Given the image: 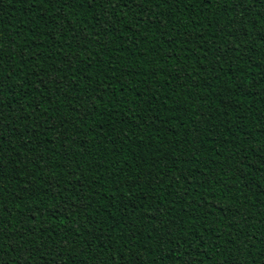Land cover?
Listing matches in <instances>:
<instances>
[{"label":"trees","instance_id":"trees-1","mask_svg":"<svg viewBox=\"0 0 264 264\" xmlns=\"http://www.w3.org/2000/svg\"><path fill=\"white\" fill-rule=\"evenodd\" d=\"M0 261L264 264V0H0Z\"/></svg>","mask_w":264,"mask_h":264},{"label":"snow or ice","instance_id":"snow-or-ice-1","mask_svg":"<svg viewBox=\"0 0 264 264\" xmlns=\"http://www.w3.org/2000/svg\"><path fill=\"white\" fill-rule=\"evenodd\" d=\"M245 2H246V0H234V3H236V4H243ZM117 6H119V5H117ZM0 264H2V261H0Z\"/></svg>","mask_w":264,"mask_h":264}]
</instances>
